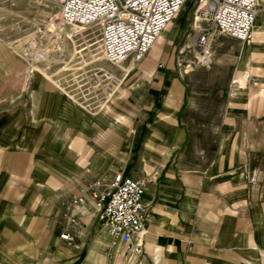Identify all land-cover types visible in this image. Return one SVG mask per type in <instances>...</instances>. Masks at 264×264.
Here are the masks:
<instances>
[{
    "label": "rangeland",
    "instance_id": "1",
    "mask_svg": "<svg viewBox=\"0 0 264 264\" xmlns=\"http://www.w3.org/2000/svg\"><path fill=\"white\" fill-rule=\"evenodd\" d=\"M192 6L186 5L171 24L155 63L146 72H140V65L150 52L140 63L112 66L104 60L96 29L81 27L84 30L73 39L64 34L58 38L53 31L54 24L60 22V7L53 0H0V49L3 51L0 52L3 89L0 106L20 111L26 126L41 103L39 94H54L69 110L75 109L86 124H97L106 130L114 127L118 147L122 153L132 152L134 157L139 154L147 128L152 124L151 118L142 122V104L147 102V96H166L168 91L155 90V83L167 75L176 77L185 89L181 119L189 133L177 154L180 169L204 172L220 158L222 148L224 159L237 172L235 190L216 192L215 208L222 210L206 214L180 260L165 264H264V120L259 147L246 153L242 135L238 138L239 132L230 127L239 118L225 116L228 109L235 111L242 107L239 100L229 98L232 81L247 76V70L238 69L239 43L226 37L216 38L212 43L215 53L212 67L193 69ZM263 6L264 0H259L258 29L263 20ZM73 26L63 25V28L72 32ZM121 67L133 68L132 74L125 78ZM250 74L264 79V65ZM246 85L244 80L243 86ZM127 136L129 140L124 143ZM232 147L234 153L230 155ZM244 157L246 161L241 165ZM144 177L150 185L155 184L159 172L147 173ZM100 180L109 183L106 177H99L87 182L83 190ZM67 202L58 206L49 204L46 227L41 226L43 223L30 231L23 227L16 235L9 229L0 245V264H73L70 252L80 242H83L85 257L88 255L84 264H154L152 258L157 250L154 246L143 243L146 249L140 254L119 244L109 247L108 236L88 225L80 226L73 234L75 241H63L61 236L71 228L64 216Z\"/></svg>",
    "mask_w": 264,
    "mask_h": 264
},
{
    "label": "crops",
    "instance_id": "2",
    "mask_svg": "<svg viewBox=\"0 0 264 264\" xmlns=\"http://www.w3.org/2000/svg\"><path fill=\"white\" fill-rule=\"evenodd\" d=\"M262 14L259 32L251 42L241 44L235 40L240 48L238 69L247 70V91L230 99L239 100L242 107L235 111L228 109L225 115L239 118L230 127L239 132L238 138L242 135L246 153L259 147L264 120V79L250 74L264 65V6ZM0 52L3 51L0 49ZM155 61L150 55L149 60L140 65V72ZM155 86V90H167L168 94L147 96V102L142 104V122L151 118L152 124L147 128L139 154L134 157L132 152L122 153V148L118 147L114 127L106 130L97 124H86L75 109L69 110L54 94H39L41 103L26 126L20 111L0 106V245L9 229L16 235L23 227L29 231L38 229L42 223L41 226L46 227L49 204L58 206L77 197L87 182L99 177L111 181L119 173L140 179L156 171L159 179L147 186L144 197L151 212L145 242L157 249L152 259H158V263L154 261V264L180 260L191 237H196L198 223L206 214L222 210L215 208L216 192L236 189L237 171L224 159L222 146L220 158L204 172L180 169L177 154L189 137L181 119L185 89L180 80L171 75L163 77ZM2 90L0 87V93ZM127 140L128 136L123 142ZM232 148L230 155L234 153ZM245 161L246 158H242L241 165ZM91 210H86L80 224L71 226L68 231L75 234L80 226L88 225L110 239L108 233L97 226ZM82 246L80 242L70 252L73 264H84L86 260L88 255L85 257Z\"/></svg>",
    "mask_w": 264,
    "mask_h": 264
},
{
    "label": "built area",
    "instance_id": "3",
    "mask_svg": "<svg viewBox=\"0 0 264 264\" xmlns=\"http://www.w3.org/2000/svg\"><path fill=\"white\" fill-rule=\"evenodd\" d=\"M60 7L64 26L79 25L96 29L104 60L112 66L142 62L166 28L183 8H193L195 53L193 69H209L214 62L212 43L227 37L247 44L259 13V0H53ZM191 67V66H189ZM185 73H188L185 71ZM231 83L229 98L247 91V85ZM146 178L116 174L109 183L97 181L64 205L70 226H78L81 216L91 208L96 224L105 230L113 247L118 244L135 254L144 251L139 236L147 229L151 212L144 197ZM61 239L74 241L70 231Z\"/></svg>",
    "mask_w": 264,
    "mask_h": 264
},
{
    "label": "bare ground",
    "instance_id": "4",
    "mask_svg": "<svg viewBox=\"0 0 264 264\" xmlns=\"http://www.w3.org/2000/svg\"><path fill=\"white\" fill-rule=\"evenodd\" d=\"M189 4V3H188ZM187 4V5H188ZM186 7V6H185ZM184 7V8H185ZM183 8V9H184ZM182 12V11H181ZM180 12V13H181ZM179 16V15H178ZM177 16V17H178ZM257 18H258V16H257ZM256 22H257V19H256ZM255 22V25H254V29H253V32H252V38H251V40L253 39V37L255 36V35H257L258 34V32H259V29L256 27V23ZM173 22H171V24H172ZM171 24L166 28V30L163 32V34L160 36V38L158 39V41L154 44V46L152 47V49H151V51H150V55H152V58H158L159 57V55H160V50H162L163 49V45H164V43L166 42V40H167V33H169V29H170V27H171ZM54 31H53V33H55L57 36H58V38L59 37H61V35L62 34H64L65 36H68L69 38H71V39H73V37H74V35L75 34H79V33H81L84 29H82L81 27L82 26H79V25H75V26H73L74 27V30L72 31V32H67V29H65V28H63V25L61 24V22H58L57 21V24L55 25L54 24ZM83 28H85V27H83ZM257 28V29H256ZM53 30V29H52ZM250 40V41H251ZM74 41V40H73ZM104 57V56H103ZM150 57V56H149ZM149 57L147 58V60H149ZM146 60V61H147ZM151 61V60H150ZM149 61V62H150ZM121 66V65H120ZM119 66V67H120ZM152 66V65H151ZM37 69V68H36ZM121 69H122V71H123V76L125 77V78H127L128 76H130L131 74H132V72H133V68H131V67H128V68H125V67H121ZM38 70H40V69H38ZM147 71V70H146ZM146 71H144V72H146ZM244 80H246V79H241L240 81H237L238 83L237 84H241L242 86H243V82H244ZM117 98H119V95L117 96ZM146 234H147V229L139 236V241H140V243L142 244V243H145V237H146ZM120 245V244H119ZM122 246V245H121ZM109 247H113L112 245H111V240H110V246ZM116 247V246H115ZM156 263H158V259H155L154 260ZM115 263H116V261H115ZM140 264V263H139Z\"/></svg>",
    "mask_w": 264,
    "mask_h": 264
}]
</instances>
